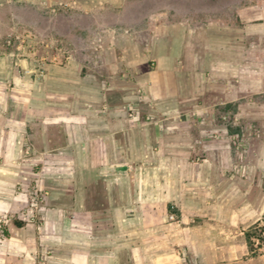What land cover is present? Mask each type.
<instances>
[{"label":"crops","instance_id":"crops-1","mask_svg":"<svg viewBox=\"0 0 264 264\" xmlns=\"http://www.w3.org/2000/svg\"><path fill=\"white\" fill-rule=\"evenodd\" d=\"M62 1L69 14H51L47 32L65 53L44 66L24 51L0 54V214L12 215L0 264H264L246 237L264 219V161L240 165L228 128H201L234 99L207 97L195 82L209 74L218 90L240 72L249 88L264 0L255 15L243 6L236 31L214 20L189 26L169 0ZM202 94L195 110L182 108ZM33 186L47 192L36 217Z\"/></svg>","mask_w":264,"mask_h":264},{"label":"rangeland","instance_id":"rangeland-1","mask_svg":"<svg viewBox=\"0 0 264 264\" xmlns=\"http://www.w3.org/2000/svg\"><path fill=\"white\" fill-rule=\"evenodd\" d=\"M88 1H102V0H88ZM131 1V0H130ZM172 4L171 15L176 18H191L192 23L189 26L196 27L198 22L202 21L203 30H207L208 26H211L208 21L214 20L218 24L224 26V23H228L237 29H241L242 21V9L243 6L251 5L250 15L257 14L259 10L255 5L258 0H169ZM34 2V0H33ZM33 2H24V0H0V32L7 31L13 33L6 39L0 37V54L4 51H24L31 60L36 58V62L44 66L46 63H50L55 55V52H64V42L59 40L58 42L51 40L49 35V26L56 23L54 17L51 14L57 13L61 16H66L69 13L61 8L62 0H37L36 5ZM133 2V1H131ZM147 6H157L161 4L160 0H147ZM231 13L233 14L231 16ZM20 19V22L18 20ZM258 22L257 19L252 20ZM30 22V23H29ZM37 27H41L44 34L39 35L34 30L33 23ZM217 24L215 23L214 26ZM237 28V29H236ZM46 31V32H45ZM48 31V32H47ZM201 41L209 42L208 37L205 36V32L202 31ZM258 32H251L249 44H250V76L247 79L249 88H243L240 80V72L237 75H233L230 81L226 79H220L217 81L219 85L218 90L212 88L215 82L208 78H202L199 81L196 79V83H202V91L206 93L207 97L211 94L218 95L219 101H225L234 99L229 103H221L215 106L218 115L228 114V117H218L217 120H207L205 122L200 121V126L203 129L210 130L215 127L228 128L232 136L230 142L233 150V159L240 165L250 163H259L264 161V113L263 106L259 104V94L257 93L258 87V63L259 57L258 42H261L264 46V40L258 39ZM207 37V38H206ZM20 47V48H19ZM202 55L203 64H198L201 67H207L209 56H205L204 51L197 50ZM236 56V55H235ZM240 54H237V58ZM16 59L17 56H14ZM57 60V59H56ZM59 62H65V55H60ZM189 62V60H187ZM195 63V62H194ZM206 63V64H205ZM40 66H38L39 68ZM43 69L42 67H40ZM239 65H237V69ZM195 74V73H194ZM197 76V75H196ZM201 85V84H199ZM227 86V87H226ZM232 86V88L230 87ZM245 97H241V96ZM263 95V94H260ZM203 99V94L196 100V98L186 104H182L183 109H196V104ZM210 99V98H209ZM207 99V100H209ZM215 103V101L213 102ZM212 102L207 105H214ZM212 107V106H211ZM236 117V118H235ZM209 138H206L208 140ZM236 170L247 171L246 167H239ZM257 168H249V171H255ZM260 224H264V219L259 221L250 227L248 232L254 233L256 227ZM254 237V236H253ZM252 237V240H253ZM250 250L254 254H264V246H250Z\"/></svg>","mask_w":264,"mask_h":264},{"label":"built area","instance_id":"built-area-1","mask_svg":"<svg viewBox=\"0 0 264 264\" xmlns=\"http://www.w3.org/2000/svg\"><path fill=\"white\" fill-rule=\"evenodd\" d=\"M32 194L30 195L28 208L32 210V216L36 217L37 212L41 206V203L46 196L47 192L45 190H40L36 186L32 188ZM12 221V215L8 212H4L0 214V235L4 236L6 234V230L8 228L9 223ZM259 232L264 236V224H260L257 227ZM253 242L256 246H264V240H261L260 236H254Z\"/></svg>","mask_w":264,"mask_h":264},{"label":"trees","instance_id":"trees-1","mask_svg":"<svg viewBox=\"0 0 264 264\" xmlns=\"http://www.w3.org/2000/svg\"><path fill=\"white\" fill-rule=\"evenodd\" d=\"M256 231L254 232V233H250V232H247L246 233V237H247V241H248V243H249V245L251 246V247H253V244H254V242H253V240H252V237L253 236H260L261 237V240H264V236L262 235V233L261 232H259V230H258V228L256 227V229H255Z\"/></svg>","mask_w":264,"mask_h":264}]
</instances>
